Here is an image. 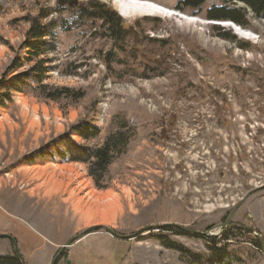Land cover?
<instances>
[{"label":"rangeland","instance_id":"374dc122","mask_svg":"<svg viewBox=\"0 0 264 264\" xmlns=\"http://www.w3.org/2000/svg\"><path fill=\"white\" fill-rule=\"evenodd\" d=\"M57 1H2L0 78L13 61L25 71L47 58L43 84L81 97L49 100L33 84L0 106V234L14 238L25 264H51L62 246L89 227L104 225L128 236L168 225L169 231L153 229L127 240L92 232L64 249L56 264H196L160 245L156 235L207 257L206 237L174 230L216 238L229 230L230 251L244 264H264V18L240 1L206 0L200 9L181 11L178 0H150L173 13L131 16L115 0H76L104 4L132 29L119 52L125 63L109 70L101 56L112 41L103 36L101 22L76 19V10L59 13ZM221 6L242 8L248 26H238L249 34L222 24L230 21L205 17ZM63 19L67 31L59 27ZM32 20L54 24L46 40L56 50L27 61L24 41ZM226 32L237 43L221 37ZM116 115L127 119L135 136L109 166L102 189L87 164L23 159L53 141L60 145L59 138L81 121L98 127L99 135L70 138L99 146ZM11 253L12 242L0 238V255Z\"/></svg>","mask_w":264,"mask_h":264},{"label":"trees","instance_id":"16d2710c","mask_svg":"<svg viewBox=\"0 0 264 264\" xmlns=\"http://www.w3.org/2000/svg\"><path fill=\"white\" fill-rule=\"evenodd\" d=\"M2 1L0 0V11L2 9ZM206 0H178L176 7L178 10L185 11L186 9H200ZM240 1L246 4L256 16L264 18V0H225L226 3ZM57 6L61 9V13L65 10H76V19H89L91 21L101 22L103 28V36L112 41L111 49L102 54L103 62L110 70L113 63L123 64L125 61L119 58V52L126 50L125 41L132 33L131 28H127L122 18L117 12L109 9L104 4L90 3L87 6L80 5L76 0H58ZM205 17L208 20L214 21H230L240 26H248L246 13L242 8L221 6L212 7L205 12ZM47 24L41 25L36 20H32L30 28L26 33V40L24 46L27 48L28 60L32 61L33 58H40L55 51L56 46L52 42H48L46 38H52L54 33L51 31L52 27ZM68 22L63 19L59 22V27L62 31L70 29ZM222 28L217 27L218 31ZM221 37L237 43L235 36L226 33H220ZM239 43V42H238ZM240 45V44H239ZM242 46V45H240ZM247 47V46H245ZM243 48V46H242ZM50 62L49 59H40L33 66L25 71H20L22 63L13 61L0 78V106L4 107L8 102L12 101L13 93L24 92L25 87H32L39 90L40 94L49 100H59L61 97L70 99H77L81 97L80 94L73 92L69 88L50 89L47 85L43 84L45 74L48 72L46 63ZM10 71L16 73L8 76ZM112 126L114 129L108 133L103 142L96 147H86L78 144L70 138V133H76L82 139L88 140L96 138L100 130L90 122L81 121L72 126L68 134H64L59 138L62 140L60 145L55 144L53 141L48 146L38 149L23 159L29 163L37 159L51 158L53 160L59 159L64 162H80L88 165V175L93 179L95 186L98 189L104 188L103 183L106 180L109 172V166L115 158L126 152L127 146L135 136V128L130 125L123 115H116L113 117ZM50 149V147H53ZM229 229L231 230L232 227ZM162 230H171L169 226L161 228ZM180 234L190 235L181 229L174 230ZM226 232H222L220 238L206 237L208 241V249L210 251L207 257L190 252L183 245L171 241L165 234L156 235V239L165 248L173 249L180 252L182 255L187 256L191 262L196 264H244L242 258L228 249L229 236ZM199 237L198 235H194ZM203 237V236H201ZM0 264H25L16 253L0 255Z\"/></svg>","mask_w":264,"mask_h":264},{"label":"water","instance_id":"95a60500","mask_svg":"<svg viewBox=\"0 0 264 264\" xmlns=\"http://www.w3.org/2000/svg\"><path fill=\"white\" fill-rule=\"evenodd\" d=\"M255 190H251L249 192V194L253 193ZM247 194L233 209L232 211L230 212L229 216L227 217V219L225 220V222L221 225V227H224V226H227L232 218V215L234 214L235 210L244 202V200L246 199V197L249 195ZM168 226V225H167ZM167 226H157V228H154L153 226L151 227H147V228H144L143 230H140L132 235H121L117 232H115L114 230H112L111 228L109 227H106L104 225H96V226H92V227H89L87 228L86 230H84L83 232L79 233L78 235L74 236L73 238H71L67 243L66 245L62 246L60 248V250L57 252V254L55 255L54 259L52 260L51 264H56L58 258L60 257V255H62L64 249H66L68 246H70L72 243H74L75 241L79 240L80 238L92 233V232H95V231H98V230H103L104 232L106 233H109L110 235L116 237L117 239H120V240H127V239H131L145 231H151L153 229H158V228H163V227H167ZM187 233H190V234H193V235H201V236H205V234H202V233H199L197 231H192V230H187V229H182V228H179ZM0 238H8L13 246H14V251L15 253L17 254V256L22 260V257L20 255V252L18 251V247H17V244H16V241L14 240V238H12L10 235H7V234H0ZM67 263H69L67 261Z\"/></svg>","mask_w":264,"mask_h":264},{"label":"bare ground","instance_id":"6f19581e","mask_svg":"<svg viewBox=\"0 0 264 264\" xmlns=\"http://www.w3.org/2000/svg\"><path fill=\"white\" fill-rule=\"evenodd\" d=\"M114 2L118 9H120L125 14L127 13L128 15H131V16L137 15V14H142V15H156L157 14V15L162 16V15H170L173 13V11L170 8H167L159 3H156L150 0H115ZM181 16H183L182 18L187 19V22H193V20L194 21L196 20V19H193V17H188L186 15H181ZM222 24L226 26H232L236 31L240 33L249 34L247 31L243 30L238 25L233 24L231 22H224Z\"/></svg>","mask_w":264,"mask_h":264},{"label":"crops","instance_id":"0c3cea01","mask_svg":"<svg viewBox=\"0 0 264 264\" xmlns=\"http://www.w3.org/2000/svg\"><path fill=\"white\" fill-rule=\"evenodd\" d=\"M18 228L21 230V233H23V234L28 233V232L25 230V228H22L21 225H20ZM19 246H21L20 243H19ZM22 254H23V252H22Z\"/></svg>","mask_w":264,"mask_h":264}]
</instances>
